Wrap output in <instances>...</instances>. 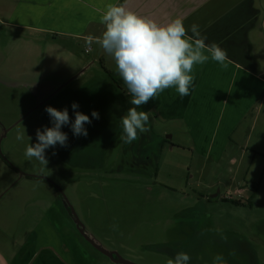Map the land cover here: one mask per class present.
<instances>
[{
    "label": "rangeland",
    "instance_id": "obj_1",
    "mask_svg": "<svg viewBox=\"0 0 264 264\" xmlns=\"http://www.w3.org/2000/svg\"><path fill=\"white\" fill-rule=\"evenodd\" d=\"M135 1L144 7L142 0ZM17 3L0 0V34L5 28L2 19L10 20L3 6L9 10ZM62 6L67 5L63 2L50 15L20 16L26 21L20 30L30 39L5 42V33L0 37V137L3 128L9 130L0 152V229L6 230L1 243L11 250L14 240L28 239L23 256L30 257L38 245L54 242L57 254L53 246L45 248L57 256L56 264H118L78 231L64 209L63 216L49 213L52 204L60 205L59 186L86 231L135 263L167 264L177 251H184L190 264H212L217 254H222V264H264V153L258 152L264 149V114L256 120L250 113V137L235 135V145L230 146L213 137L206 153L202 141L211 135L205 118L214 113L211 106L194 111L197 99L208 100L205 89L193 84L184 97L187 104L178 106L170 101L169 88L138 109L148 112L149 131L124 143L119 139L121 117L132 105L113 58L96 43L87 53L85 40L71 33H40L31 27L76 31L79 23L72 17L61 24L56 10ZM101 28L104 31L105 25ZM99 31L93 26L88 34L100 36ZM35 35L49 37L38 40ZM78 58L85 61L83 66L76 64ZM62 68L66 74L59 72ZM6 83L9 87L3 86ZM31 84L44 99L64 87L40 107L30 95ZM73 102L92 119L85 124L88 135L76 137L70 125H64L67 146L48 148L47 166L26 159L25 148L36 143L37 128L52 126L45 107L67 108L74 121ZM93 110L99 119L91 117ZM221 119L227 120V115ZM18 131L23 141L16 139ZM21 172L28 175L20 177Z\"/></svg>",
    "mask_w": 264,
    "mask_h": 264
},
{
    "label": "crops",
    "instance_id": "obj_2",
    "mask_svg": "<svg viewBox=\"0 0 264 264\" xmlns=\"http://www.w3.org/2000/svg\"><path fill=\"white\" fill-rule=\"evenodd\" d=\"M17 1L15 8L8 10L3 6L6 9L4 15L6 18L10 17V20L2 19L5 28L1 32L5 33V42L13 38L16 41L18 38V42L23 41L22 37L30 39L20 30L26 25L21 15L27 17L31 14L32 18L45 13L50 15V11L63 2L67 6L56 10L60 16V22L64 24L65 17H72L73 20L78 21L76 23H79L76 31L41 24H31V27L38 28L40 33H55L63 36L71 33L70 36L84 39L86 35H89L90 28L95 26L96 31L101 29L99 31L101 34L103 32L101 27L104 24L100 22L101 13L97 9L103 11L110 3H125V0ZM127 1L125 7L159 24H167L177 17L181 18L188 29L189 36L192 35L190 26L193 23L197 24L201 35L206 38V44L215 43L226 51L227 67H222L212 60L194 67V84L199 89H205L208 95V100H196L194 111L203 112L204 108L211 106V112L214 113L211 118H205V121L210 123L208 131L211 135L210 140L202 141L206 153L210 151L213 137H217L216 143H223L225 146L235 145L232 140L235 135L240 134L242 138L250 137L251 131L247 130L251 125L250 113L256 114V120L264 114V0H147V8L143 0L144 7H141L139 1ZM71 10L73 12H70ZM34 37L40 40L48 38L49 35ZM76 64L83 66L85 61L78 58ZM59 72L67 73L64 68ZM170 93L169 98L172 103L178 106L187 104V99H181L175 88H170ZM257 103L259 106L255 110ZM223 114L227 115V120L221 119ZM261 151L264 153V149L260 148L258 152ZM240 193L241 190L237 189L236 194ZM49 223L51 225L50 221ZM5 231L0 229V237ZM53 233L55 236L58 235L54 229ZM53 233L51 232V235ZM25 240L23 238L14 240L10 246L11 250L0 241V264H56L57 256H51L53 253H48L45 248L53 246L54 254H57L56 243L48 242L43 246L38 245L35 249L31 247L32 250L34 249L33 255L25 257L23 256ZM63 250H65L64 246Z\"/></svg>",
    "mask_w": 264,
    "mask_h": 264
},
{
    "label": "clouds",
    "instance_id": "obj_3",
    "mask_svg": "<svg viewBox=\"0 0 264 264\" xmlns=\"http://www.w3.org/2000/svg\"><path fill=\"white\" fill-rule=\"evenodd\" d=\"M125 3H110L103 11L97 9L101 13L99 19L105 25V30L100 36L86 35L84 40L85 51H91V45L96 43L113 58L117 72L126 86L132 107L121 117L122 134L119 139L131 144L138 138V132L149 131L146 127L150 119L148 112L138 110L142 105L156 100L160 93L169 88H175L181 99L190 95V87L195 81L194 67L209 60L227 67V53L215 43L206 44V38L201 35L195 23L190 26L192 35L189 36L181 18L159 24L125 7ZM78 108V102H73L75 119L72 121L67 108L60 110L51 105L46 106L45 111L52 126L37 128L36 143L25 148L26 159L35 158L47 166L46 150L57 144L67 146V133L61 130L64 125H70L74 136L86 137L88 131L85 124H90L92 119L78 111ZM91 117L99 119V112L93 110ZM16 139L23 141V133L18 131ZM190 260L187 252L177 251L167 264H190ZM222 262V254L213 257L212 264Z\"/></svg>",
    "mask_w": 264,
    "mask_h": 264
},
{
    "label": "water",
    "instance_id": "obj_4",
    "mask_svg": "<svg viewBox=\"0 0 264 264\" xmlns=\"http://www.w3.org/2000/svg\"><path fill=\"white\" fill-rule=\"evenodd\" d=\"M78 76V75H77ZM64 87V85H62L60 88H58L55 92L53 91L47 99H44L43 101H41L40 105L41 106L44 102H46L48 99H50L51 97H53L58 91H60L62 88ZM43 102V103H42ZM22 120V119H20ZM7 128H3V131H5L4 134H2V136L0 137V152L1 151V141L2 138L4 136H6L7 133ZM24 175H28L26 173L21 172L20 173V177H23ZM35 177H40V176H35ZM44 178H46L45 176H42ZM49 179V178H46ZM67 200V202L69 203L68 199L65 198ZM71 206V203H69ZM72 207V206H71ZM73 209V207H72ZM73 220L74 222L77 224L78 229L80 230V232L83 234V236L97 249L99 250L101 253L105 254L106 256H108L113 262L118 263V264H138L135 263L131 260H128L126 258H124L118 251L116 250H109L106 247H104L101 243H99L92 235H90L86 229H85V225L79 220L78 215L76 213V211L73 209Z\"/></svg>",
    "mask_w": 264,
    "mask_h": 264
},
{
    "label": "flooded vegetation",
    "instance_id": "obj_5",
    "mask_svg": "<svg viewBox=\"0 0 264 264\" xmlns=\"http://www.w3.org/2000/svg\"><path fill=\"white\" fill-rule=\"evenodd\" d=\"M9 85H10V83H6V84H4L3 86H5V87H9ZM23 85H25V87H27V85L26 84H23ZM30 86V95H31V97L33 98V99H37V101L38 102H40L41 103V101L46 97V96H43L42 97V92H40L39 90H35V88H33V87H31L32 86V84L31 85H29ZM12 87V86H11ZM21 90V89H20ZM51 93V92H50ZM50 93H47V94H50ZM12 97H14V96H11L10 98H12ZM52 98V97H51ZM50 98V99H51ZM50 99H48L47 101H49ZM1 100H2V98H1ZM46 101V102H47ZM46 102H44V103H46ZM43 103V102H42ZM43 103V104H44ZM42 104V105H43ZM41 105V106H42ZM40 106V107H41ZM34 109H32L31 111H29L27 114H29V113H31L32 111H33ZM7 132L9 131L8 129L6 130ZM5 133V131H3V134ZM7 134V133H6ZM4 138V137H3ZM2 138V139H3ZM2 142V141H1ZM59 148L61 149V148H63V147H61L60 145H59ZM71 151H73V149H71ZM40 177H42V176H40ZM36 178H38V177H36ZM44 178V177H43ZM58 186V185H57ZM59 187V186H58ZM57 187V189L59 190V194H60V199L57 197V200H58V202H59V204L60 205H58V204H56V207L54 206V204H52V210H50V214H53L54 216H58V215H60V216H63L64 215V213H65V211H66V213L71 217V220H72V222H74V220H73V209H72V207L70 206V201H69V199L67 198V196H68V194H67V192L64 190H62L61 189V187L60 188H58ZM194 191L196 190V187H195V185H192V187H191ZM217 190H218V194H222V189H221V187H219V188H217ZM217 190H216V192H217ZM216 193H213V194H211V196L212 195H215ZM209 196V195H208ZM65 198H67L68 199V201H69V203L67 202V200L65 199ZM224 198H226V197H224ZM233 201H236V199H234ZM236 202H238V201H236ZM65 211H64V210ZM75 210V209H74ZM77 213V212H76ZM74 224H75V226H76V228L78 229V226H77V224L74 222ZM78 231H80L79 229H78ZM178 240H181V238H179ZM176 241V243L175 244H180L179 243V241ZM109 258V257H108ZM110 259V258H109Z\"/></svg>",
    "mask_w": 264,
    "mask_h": 264
}]
</instances>
